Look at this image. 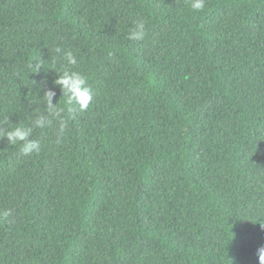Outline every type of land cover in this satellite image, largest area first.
Returning <instances> with one entry per match:
<instances>
[{"label": "trees", "instance_id": "trees-1", "mask_svg": "<svg viewBox=\"0 0 264 264\" xmlns=\"http://www.w3.org/2000/svg\"><path fill=\"white\" fill-rule=\"evenodd\" d=\"M65 67L93 101L24 156ZM261 224L264 0H0V264H258Z\"/></svg>", "mask_w": 264, "mask_h": 264}, {"label": "clouds", "instance_id": "clouds-1", "mask_svg": "<svg viewBox=\"0 0 264 264\" xmlns=\"http://www.w3.org/2000/svg\"><path fill=\"white\" fill-rule=\"evenodd\" d=\"M189 6L194 12H202L206 6V0H189ZM146 34V22L143 19L134 21L132 27L128 31L127 39L129 41H142ZM54 52L59 57L67 61V65L76 66L78 60L71 52H65L63 48L57 46ZM58 78L54 81V88H59L66 98L65 106H61L60 101L54 103L56 99V91L48 89L44 91L43 98L45 109L39 116L35 117L30 126L17 124L3 134L11 145L19 146V151L24 156L38 154L41 151V141L32 139L34 132L39 129L43 132L46 129L57 127V135L59 143L68 133L65 112L72 114L75 111H86L93 101V91L89 86L88 78L79 71L69 70L65 67L61 72H55ZM4 216L11 215L10 211L3 213ZM264 228V225L261 224ZM258 264H264V246L257 249Z\"/></svg>", "mask_w": 264, "mask_h": 264}]
</instances>
